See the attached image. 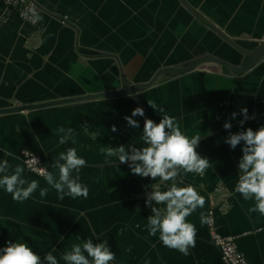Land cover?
Wrapping results in <instances>:
<instances>
[{"label":"crops","instance_id":"0c3cea01","mask_svg":"<svg viewBox=\"0 0 264 264\" xmlns=\"http://www.w3.org/2000/svg\"><path fill=\"white\" fill-rule=\"evenodd\" d=\"M37 2L41 12L30 24L0 0V108L119 88L120 73L129 83L144 82L162 66L184 65L205 54L239 63V50L193 11L244 49L264 39V0ZM247 61L244 57L240 64ZM137 99L145 115L133 117L134 128L124 119L137 106L128 94L0 113V159L8 161L9 172L23 166L21 151L29 150L58 176L52 165L59 152L75 147L86 160L79 175L88 186L86 198L61 199L42 176L25 168L21 176L38 180L48 193L41 198L38 188L18 202L0 189V245L23 239L42 257L55 248L53 254L64 264L60 256L73 243L86 237L98 242L99 236L114 252V264H223L208 235L206 216L211 207L218 231L236 237L250 264L264 262V215L249 213L254 201L233 191L241 145L231 148L225 142L229 133L239 130L242 117L233 120L230 114L239 113L241 106L248 110L242 127L264 125V58L236 75L210 67L178 76L166 73L139 90ZM164 113L174 116L189 136L201 135L196 150L209 159L203 175L183 174L185 182L204 196L203 208L187 217L196 228L195 246L187 256L164 246L158 235L148 234L146 218L154 202L145 204L151 191L145 186L156 181L132 174L127 163L104 158L108 146L142 147L144 119L158 121ZM225 120L230 129L223 128ZM58 126L73 129L75 144L58 143Z\"/></svg>","mask_w":264,"mask_h":264},{"label":"clouds","instance_id":"9594fccd","mask_svg":"<svg viewBox=\"0 0 264 264\" xmlns=\"http://www.w3.org/2000/svg\"><path fill=\"white\" fill-rule=\"evenodd\" d=\"M152 107L163 112L162 108ZM143 109L136 106L131 115L124 119L130 127H136V116H143ZM239 120V130L229 133L225 142L231 148L241 145V155L238 158V178L233 191L239 193L245 200H253L254 204L248 212H258L264 215V125L255 129L242 127L248 119V110L241 106L239 113L232 112L230 119ZM224 129H230L229 120L223 122ZM112 132L116 131L115 124ZM58 143L63 145L73 139L71 127L58 126L55 130ZM200 134L189 136L182 130L174 116L164 113L158 121L145 118L140 139L142 147L123 144L108 146L104 149L106 161L115 164L127 163L130 172L140 177H150L156 183L146 185L151 191L146 193L145 204L154 202L151 213L146 218V227L150 236H157L162 244L176 249L183 255H189V249L195 246L196 228L187 220L197 208H203L204 196L197 186L185 182L184 173L203 175L209 167V159L196 149L199 145ZM33 159H36L33 157ZM86 160L79 155L75 147H67L59 152L52 167L58 170V176L46 169L41 175L48 186L55 189L59 197H87L88 186L80 180V169ZM25 166L16 165L9 172V163L0 159V189L11 194L13 200L23 202L38 188L39 196L45 197L48 187H39L36 179L26 180L21 176ZM179 177V179H178ZM163 182V185L160 182ZM203 222V213L201 214ZM94 242L92 237H86L81 242L73 243L70 250L63 252L60 259L64 264H114L116 257L106 240ZM79 241L80 238L77 237ZM55 251V248H53ZM53 251L43 257L34 252L29 243L23 239L8 240L0 245V264H59ZM147 264V262H146Z\"/></svg>","mask_w":264,"mask_h":264},{"label":"water","instance_id":"95a60500","mask_svg":"<svg viewBox=\"0 0 264 264\" xmlns=\"http://www.w3.org/2000/svg\"><path fill=\"white\" fill-rule=\"evenodd\" d=\"M198 18H200L205 24H207L212 30L217 32V34L227 41L228 43L232 44L236 47L239 52L241 53V59L239 63H233L227 59L221 58L215 54H205L200 55L198 57L193 58L190 62L184 65H166L158 68L154 74L144 82H133L129 83L124 79L123 74L120 73L121 76V86L119 88H115L112 90H106L102 92H95L84 94L77 97L71 98H61V99H54L46 102H38L32 104H15L7 108H0V113H7V112H16L21 110H30L35 108H40L48 105H55L61 103H68L73 101H80L84 99H92L97 97L109 96V95H124L128 94L132 97V99L136 102L137 106L142 108V105L137 99V92L142 89H146L150 87L154 82L161 76L166 73L173 74V75H181L187 72H190L194 69H200L204 67H210L217 72L225 73L228 75H236L242 74L250 70L254 65L259 62L261 59L264 58V39L258 40L257 44L252 47V49H244L238 46L234 40H232L228 34L224 33L220 30L219 27L211 23L208 19L204 18L202 15L198 14L196 11H193ZM244 57H247L246 64H240ZM143 109V108H142ZM144 113V110H143ZM145 115V114H144Z\"/></svg>","mask_w":264,"mask_h":264},{"label":"built area","instance_id":"2783aa9c","mask_svg":"<svg viewBox=\"0 0 264 264\" xmlns=\"http://www.w3.org/2000/svg\"><path fill=\"white\" fill-rule=\"evenodd\" d=\"M5 8L14 7L19 18L27 23L35 24L41 12V7L37 0H1ZM35 157L36 159H33ZM21 161L25 168L39 175L38 173L46 169L40 156L29 150L21 151ZM41 176V175H39ZM206 225L210 241L215 245L220 253L223 264H250L244 254L238 249L236 237L222 235L215 223L213 208H209L206 216ZM261 264H264L262 262Z\"/></svg>","mask_w":264,"mask_h":264}]
</instances>
